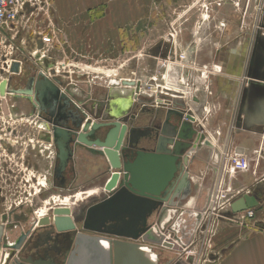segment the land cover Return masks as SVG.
I'll return each mask as SVG.
<instances>
[{
    "label": "water",
    "instance_id": "1",
    "mask_svg": "<svg viewBox=\"0 0 264 264\" xmlns=\"http://www.w3.org/2000/svg\"><path fill=\"white\" fill-rule=\"evenodd\" d=\"M21 70L30 73L25 84H20ZM55 73L53 70L54 76L49 78L42 69L30 67L26 59H15L11 62L10 73L0 82V94L9 95L15 103L19 99H26L41 107L51 108L54 119L50 125H43L45 130L39 132L38 140L57 147L59 175L76 160L80 149L92 154L95 165H103L99 176L110 175L103 186L102 199L86 208L81 223L70 205H55L52 217L40 219L39 225L49 226L50 240L54 238L55 243L59 237L67 238L69 233H73L70 237L72 248L67 252L63 264H96L97 261L99 264H139L134 263L139 257L138 250L134 249L143 250L144 247L121 238H141L144 242L174 249L171 244L156 239L149 232V216L156 210L163 215L169 208L177 207L205 211L214 191L218 168L207 164L200 152L210 148L212 152H218L217 157L220 156L215 144L194 126V115H185L187 107L184 98L160 94L170 101V106L147 112L148 121L157 117L162 119L160 128L140 127L130 119L125 122V119L95 121L88 118L84 123V118L81 115L75 117L68 106L75 100L83 104L91 94L83 99L78 98L80 94L84 96V88L68 82L69 72H62L58 76ZM75 75L79 79H88L86 74ZM123 84L135 88L133 95L137 102H147L138 97L140 81L123 80ZM83 113L84 116L88 115L86 110ZM140 116L133 114L132 119L138 120ZM204 193L202 204L193 200ZM258 204L252 192L245 193L232 203L228 215L234 216ZM257 225L264 228V222ZM5 228V224L1 223L0 259L4 248H10L13 253L17 250L20 253L8 264H58L51 251L60 254L62 249L51 246L44 257L33 260L31 256L24 255L27 235L8 245ZM102 234L114 239L99 236ZM161 252V249L156 252L159 255H153L152 251H148L149 254L145 252L150 256L147 264L174 262L172 258L162 257Z\"/></svg>",
    "mask_w": 264,
    "mask_h": 264
},
{
    "label": "crops",
    "instance_id": "2",
    "mask_svg": "<svg viewBox=\"0 0 264 264\" xmlns=\"http://www.w3.org/2000/svg\"><path fill=\"white\" fill-rule=\"evenodd\" d=\"M54 1L57 7L64 8L65 14H72L73 16H88V21H86V24L88 25L89 30H92V32H94L91 35L97 42L104 40L111 41L112 39H114V44L119 41L122 42L124 38H122V35H119L117 33L120 29L126 30V32H128L127 43L129 44V41H131L130 46L134 45L133 39L136 31H162L166 33L167 31L171 30L177 31L178 39L181 40V49L182 51L187 52V58L186 61H184L185 64L183 63V66H170V80L167 81V84L174 88L187 89L190 92L191 88L189 86L191 85L183 84V74L186 71L185 68L191 67L189 66V64H187V62L189 60H196L197 64H200L201 62L198 57L194 56L196 49V45L194 44V42H196V38L194 29L192 30L191 28L192 24H183L184 22L182 20V15L189 12V7L185 6V4H188L190 0H178L175 1L173 5H171L172 0H165V4H163V2H161L160 0L159 6H153L151 0L150 3L149 0ZM69 4L72 6L67 7ZM191 6H194V4ZM92 15H101L103 17H101L100 19H96L95 22H92ZM118 15H126V19L123 20L121 17L117 18ZM172 18H174L175 20L170 22ZM185 27L188 28L184 30ZM207 35L211 37V42H209L211 45L208 51V56L210 55L211 57L210 59H208V61H210L211 66L201 70L199 68V70L204 72V74L206 73V76L208 74V76L210 77L208 82L210 83L211 87L213 86L214 89L212 96H207L206 92H200V87L195 84V86H197L196 91L199 101V104L196 106L195 111L198 113L199 118L202 119L203 114L201 111L202 108L200 106L207 100L211 101L215 106L214 116L210 118L208 125V130L210 132V135H212L211 137L215 138V130L221 128L222 130H224V132H226L225 139H228L229 143L232 142V144L237 147L238 151L246 150L249 154L255 155L256 149H253V147L255 148L256 144L254 146L251 141L256 140V128L259 126L264 128V106H261L258 102L251 103L250 100L252 101V97L255 96V92L250 89L249 95L248 93H246V91L249 88L248 84L251 85L250 88H253L252 86L255 87L259 84L264 85V30H262L260 35H258L256 31H254L252 34V31L249 30L248 32L243 34L244 37L236 43L235 47L230 48L228 51H226V49H222L224 47H221L220 44L217 43L220 38L219 36H216L215 31L209 32ZM161 37L163 39L164 35L162 36V34H159L158 38ZM37 41L36 45H41L40 40ZM161 46L163 47V49L166 48V45L163 46L160 40L158 48H160ZM158 58L161 57L159 56ZM27 62L31 63L29 64L30 66H34L37 68V61H32L29 59L27 60ZM152 63L153 62L151 60V64ZM199 70L197 69V71ZM196 74L201 75L202 73L197 72ZM198 75H196V78L194 76H192V78L199 79L197 78ZM207 83L204 84L208 85ZM80 85L84 88V96L82 97V95L80 94L78 98L83 99L88 94H92V97L94 96V85L92 86L89 83H81ZM119 90V88L110 90L109 96L111 97L108 98L107 96L106 100L104 99L103 101H95V98L93 99L91 97L92 99H86L85 103L86 105H90L88 106L90 108L93 104H101L103 105V108H106L110 102V105H113V107L110 108L112 114L116 110V113L119 115L129 116L131 115V113L138 110L137 113H141V115H143V119L145 118V120L148 116L147 112L142 113L141 110L150 111L152 109H158L152 104V99H146L147 102L145 103V105H143V103H137L135 101V95H133L131 88L124 89L126 91L124 93L129 94V97L125 96L124 93L120 92ZM78 93L80 92H77V94ZM245 93L247 94L246 96ZM132 98L134 99V101ZM23 100L25 99H19L17 103L7 101L4 112L8 115V117H11V121L13 122L12 124H15V126H17V124L21 123L22 125H18L17 127H25L26 137L22 136L21 140L24 139L25 141L26 138V148H30L31 140L34 139L35 141H37L39 129L42 127V125L40 123L33 124L31 122L33 119L32 112H30L28 109L26 110L24 107H20ZM106 112H109V110ZM158 120L161 121L162 119L158 118ZM143 122L145 123L147 122V120ZM246 128H252L253 130L249 129V136H242L241 130L245 131L247 130ZM237 131L239 132L238 134H236ZM18 135L21 136L20 134ZM10 139L11 141H13L12 138ZM4 143L6 142H3V144ZM262 148L264 152V142ZM202 151L200 152V155L203 153ZM208 152L212 153V151ZM214 153L218 154L217 151H215ZM87 155H89L90 157L88 159L90 162L84 166L80 159L82 157H88ZM262 155L263 156L260 158L259 164L256 163L254 174L240 173L235 179V182L237 184H244L251 188L253 194L259 201V204L255 207V227L247 228V226L244 227L240 222L237 221L230 224L225 223L228 225H232V227H234V229L236 230V234L231 235L229 232L225 235L223 234V236L228 240V246L226 248H222L219 251H214L213 255L211 254L214 260L213 263L206 262L204 264H264V228L257 225L259 222H264V154ZM208 157V155L205 157L207 159L203 157V160H205L207 164L216 166L218 168L219 176L220 161L218 160V157L216 156L215 159L210 157L209 159ZM103 168H98L95 166V158L92 156V154H78L76 160L72 161L69 171L73 178L77 176V179H75L77 182L83 184L89 183L98 178V176L103 171ZM91 184L85 186L86 190L88 189L86 193L79 191L81 195L87 194L88 196L89 190L93 189L92 187L94 186H92ZM98 189L100 190L101 188ZM79 192L76 193L75 198L77 197V194ZM57 196H60L59 199L68 197L70 201H73L75 199L71 198L70 195L61 196L55 194H53L52 198L55 199ZM204 198L205 193L203 195L197 196L193 200L197 201L198 204H202ZM176 209L178 208H173V210ZM173 210L166 211L163 215H161L162 217L160 218V220L164 218H171V212H173ZM158 214L159 213L155 211V213L150 216L149 222L152 220L156 221L158 218ZM157 222L159 221L157 220ZM222 226H224V224ZM99 236L103 238L114 239V237L105 234ZM121 239L125 242L144 247L143 250H140L139 248L134 249L138 250L137 252L139 253L138 260H134V263L147 264V259L150 260V256H147L145 252L148 253V251H152L153 255H159L158 253H156L160 252L158 251L160 249H157V245L144 242L141 238L138 240H134L132 238ZM70 241L72 245L71 238ZM110 250L112 252V248ZM113 250L115 251V248H113ZM161 250L162 256L164 250ZM172 251L175 254L174 257L170 256L173 257L172 259H174V262L171 264H188L183 258L178 257V255H176L177 253L174 250ZM165 252L167 251L165 250ZM167 254L171 255V253L168 252ZM96 264H99V261H97Z\"/></svg>",
    "mask_w": 264,
    "mask_h": 264
},
{
    "label": "rangeland",
    "instance_id": "3",
    "mask_svg": "<svg viewBox=\"0 0 264 264\" xmlns=\"http://www.w3.org/2000/svg\"><path fill=\"white\" fill-rule=\"evenodd\" d=\"M165 0H161L163 4ZM170 1V0H169ZM178 0H172L171 5ZM153 6H159L160 0H151ZM258 2L259 0H190L188 4H185V6L189 7V12L182 15L183 24L191 23L192 30L194 29L195 33V41L194 44L196 45L194 56L198 57V59L201 60L200 64H196V66H191L185 68L186 71L183 74V84H190L192 85L193 82L200 87V92L206 91L205 87L206 85L204 83H207L209 80V76L206 73L200 71L201 69H206L211 66L210 61V55L208 56V51L210 48V39L207 34L209 32L215 31L216 36H219L218 44H220L221 47H224L222 49H226L228 51L230 48H234L236 43L239 42L244 36L246 32L249 30L252 31V34L254 31L257 32L258 35L264 30V13H259L258 9ZM150 3V0H149ZM194 6H191L193 5ZM207 5L208 10L206 11L207 7L205 8L204 5ZM72 5H68L67 7H71ZM167 6V4H166ZM184 6V7H185ZM187 8V7H186ZM206 16L209 17V21L213 24L223 20L226 22V27H216L214 25L213 28L208 30V28L199 27L203 23V18L205 19ZM88 16L86 15H72V14H65L64 8L57 7L55 5V1L52 0V9L50 16L48 14H41L37 19L31 20V22L27 25L25 30L20 28L19 33L6 31V30H0V62H2L3 59H6L8 54V58L10 57H18L20 58H29L32 61H37V68H41L43 71H50L51 68L55 70H59L60 72L63 71H73L74 74H83V73H89L88 76H90V80L92 81L95 92L93 99L95 101H103L106 100L107 96H109V91L114 88H119L120 92L124 93L126 92L124 89H121L119 85L114 83L118 79L124 78L126 76H130L134 78V75L137 76L138 79H142L144 82H146L148 85H146V89L150 88V85L153 84L152 76L154 74L153 69L156 68V64L158 59H161L159 62V65L162 67L164 63H167L166 60L169 59L168 53L170 49V42L169 39H165L162 37L158 38L159 34H162V36H168L170 31L162 32V31H136L134 39H133V46H130L131 41H129V44L127 43V37L128 32L126 30H119L117 33L119 35H122V42H117L114 44V39L110 40H104V41H95L91 34L92 30H89L88 25L86 24V21H88ZM101 15H92V22H95L96 19H100ZM121 17L123 20L126 19V15L124 16H117V18ZM175 18V16H174ZM172 18V21L175 19ZM52 19V20H50ZM207 20V19H206ZM205 20V21H206ZM27 18H22L21 23H26ZM180 22V18H179ZM207 22V21H206ZM51 27H53L56 30V41L54 43V46L51 49V53L48 54V56L43 57V62L40 59H37L33 55L34 48L36 47V43L33 39L34 31L36 29H43V30H49ZM125 28V24H124ZM188 28L185 27L184 30ZM166 33V34H165ZM159 39V40H157ZM161 40L163 46L166 45V48L163 49L161 46H159V41ZM221 42V43H219ZM161 44V43H160ZM229 46V47H227ZM222 51V50H221ZM211 52V51H210ZM158 53V54H157ZM212 54V53H211ZM161 58H158V57ZM48 58V59H47ZM152 60V64H151ZM28 64H31L30 62H27ZM47 63V64H46ZM46 64V65H45ZM190 66V65H189ZM200 68V70H199ZM197 69L199 71H197ZM197 72L202 73L201 75L196 74ZM29 73L25 72V77L29 76ZM55 75H58L56 72ZM199 79H195L196 78ZM47 77L50 78V74L47 73ZM192 76L195 78L193 79ZM84 79V78H83ZM25 81V78L23 80H20V84H23L22 82ZM152 82V83H151ZM204 82V83H203ZM84 83H86V80L84 79ZM209 88L211 89V93L209 96H212L213 93V86H210V83H207ZM209 89V91H210ZM125 96L129 97L130 95L127 93H124ZM111 100V99H110ZM93 102V101H92ZM91 102V103H92ZM21 105L27 110L30 109L32 106L30 102H28L26 99L21 102ZM73 107L78 109L79 107L76 106L75 103L71 104ZM95 105V104H93ZM90 106V105H87ZM113 107V105H110V102L106 108H104L103 115L106 111L109 110L108 116L104 115L103 119L107 118V120H116V119H125V122L129 121V116L127 115H119L116 113V110L113 114L111 113L110 108ZM138 111V110H137ZM137 111L133 112L137 114ZM31 112V111H30ZM84 111L81 110L82 117L84 116ZM110 113V114H109ZM132 114V113H131ZM214 116V114H213ZM14 121V120H13ZM162 121V120H161ZM10 122L13 123L10 119ZM22 125L21 123L17 124ZM11 128L15 126L9 125ZM8 126V127H9ZM16 126V127H17ZM14 127V132L11 131L6 138H12L13 143L9 142L8 140L6 143L3 144L4 147L10 148L9 150H6L4 152H0V154H12L13 150H21L23 154H29V150L31 154H35L34 150L31 148H26V138L24 139L16 138L19 143H16L15 140V134H20L21 137H26V131L25 127L16 128ZM247 130L242 131V136H249L250 130H253L252 128H246ZM250 129V130H249ZM240 132V133H241ZM239 132L237 131L236 134ZM13 134L12 136H10ZM225 133L223 132V136ZM256 140L251 141L252 144L256 147L253 149H256L258 152L261 151L263 142H264V128L263 127H257L256 128ZM10 136V137H9ZM22 144V145H21ZM232 144V142H231ZM2 147V146H1ZM54 149V147H52ZM252 149V150H253ZM50 150H52L50 148ZM54 154H57V151H52ZM253 152V151H251ZM18 153V151H17ZM206 155H208L210 158L215 159L217 154L214 152H208L206 150ZM39 154V153H37ZM259 153H255V155H252L254 159L251 162V169L248 172H244L245 174H254L256 169V163L258 159ZM208 157V158H209ZM209 158V159H210ZM58 164V161L56 160V166ZM98 168H103L102 165H99ZM69 175V176H68ZM57 176V175H56ZM110 175L106 174L101 176L102 179V185H94L91 184L93 181L89 183H79L75 179H77V176L75 178L72 177L71 173L68 174L65 173L66 183L63 185V187L54 181V194L55 195H61L66 196L70 195L71 198H75V195L77 192L82 191L83 193H86L87 190L85 186H88L91 184L92 188H99L101 189L97 192V194L94 195H88L83 194L81 196V199H74L73 201H70L68 197L60 198V196H57L55 199H48L40 205L38 208V212L36 213L38 216L43 214H47L50 210V202L53 200V205L62 204L65 199H68L67 203H71L70 206L73 208V211L81 223L84 212L89 205H91L94 202H97L98 200L102 199V194H104V183L108 179ZM100 178V177H99ZM98 178V179H99ZM57 179V178H56ZM96 180V179H95ZM42 182V181H41ZM60 187V189L58 188ZM62 191L64 192H61ZM90 189V188H89ZM75 194V195H74ZM1 198V196H0ZM61 200H63L61 202ZM1 202V201H0ZM2 203V202H1ZM10 207V206H7ZM6 208L5 205L0 204V211L4 210ZM158 214L157 220L162 217L159 210H156ZM155 211L152 213L154 214ZM172 214V222H175L179 216L180 212H171ZM151 214V215H152ZM150 215V216H151ZM149 216V218H150ZM155 220V219H154ZM156 221H150L149 226L150 228L157 222ZM166 219L165 221H167ZM149 221V220H148ZM17 224H12L10 226V230L7 231V240L6 243L8 245L14 244L18 238H19V229L16 227ZM221 226L217 231L216 235L213 237L212 241V251H219L222 248H226L228 246V240L226 237L223 236V234H227L228 232L231 235L236 234V230L232 225L224 224L222 226V222L220 223ZM39 235V232L37 233ZM73 235V233H69V236L67 238L60 237V244L62 252L58 254V252H55L54 250L51 251L52 256L55 258V262L58 264H63L64 259L66 257L67 252L71 248V241L70 237ZM50 241H55L53 239H49L47 242L39 241V243L34 242L31 243V245L26 246L25 248V256H31L33 259H38L41 257H44L45 251H47L52 244L50 245ZM232 242V241H231ZM53 248V247H52ZM56 249V248H54ZM157 249H162V247L158 246ZM165 250L168 253H171V255L167 254ZM160 251V250H158ZM28 252V253H26ZM20 251H16L13 253V251L10 248L5 249L6 259L5 264L11 263L15 257L18 256ZM166 253V254H164ZM164 253H162L163 257L173 258L174 252L170 249H164ZM173 256V257H170Z\"/></svg>",
    "mask_w": 264,
    "mask_h": 264
},
{
    "label": "built area",
    "instance_id": "4",
    "mask_svg": "<svg viewBox=\"0 0 264 264\" xmlns=\"http://www.w3.org/2000/svg\"><path fill=\"white\" fill-rule=\"evenodd\" d=\"M259 13H264V0H259L258 2ZM205 8L207 5H204ZM52 9V0H0V30H8L11 32L19 33L20 28L25 30L27 25L33 19H37L41 14H48L50 16ZM208 10V7L206 11ZM22 18H27L26 23H21ZM207 19V20H206ZM52 20V19H50ZM207 22H206V21ZM222 28L226 27V22L221 20L215 24L209 21V17L203 18V23L199 27L208 28L210 30L213 26ZM180 32V30H179ZM33 35L35 43L37 40H40L41 45H36L33 51L34 57L42 60L43 57L46 58L51 49L54 46L56 41V30L51 27L49 30L36 29ZM169 39L170 49L168 56L169 59L166 60L167 63H164L161 67L159 62L161 59H158L159 62L155 65L156 68L153 69L154 74L152 76L153 84L150 85L149 89H146V82L142 79H138L134 75V79L142 81V94L141 96L155 97L156 99L152 104L154 106H170V101L167 98L162 97V95H170L176 97H182L186 100L188 108L186 109V114L191 113L194 115L195 122L194 124L198 127L199 131L206 134V136L215 144L216 148L220 151V172L217 178V182L211 196V200L208 208L205 211H198L195 209H182L178 208L173 210V213L180 212L179 218L172 222V217L167 221L165 219L156 222L150 229L149 232L155 233L158 239L162 240L165 243L171 244L174 249H170L163 245L165 249L174 250L178 257L183 258L188 264H204L206 262L213 263L214 251H212V241L213 237L216 235V231L221 227L219 226L222 222V225L225 223H233L235 221L240 222L242 226L247 228L255 227L256 212L255 209H246L241 211L234 216H229L228 213L231 211L232 203L237 200L239 197L243 196L245 193L251 191V189L244 184H237L235 179L238 174L248 172L251 169V162L254 159L251 154L247 152L240 153L237 151V147L229 143L228 139H225L223 136V131L221 128H218L215 131V138L211 137L208 130L209 120L213 116L215 111V106L209 100L204 102L200 107L202 108L203 118L200 119L196 109V100L197 95V86L195 83L191 86L190 92L187 89L174 88L167 84V81L170 80L169 70L172 65L183 66L184 61L187 58V52L182 51L181 49V40L178 39V32L171 30L169 35L164 37ZM37 41V42H36ZM172 55V57H171ZM3 59L0 62V82L6 77L7 73H10V64L17 57ZM190 66H196V60H189L187 62ZM52 70L44 73L47 75L50 74V77H53ZM58 75L62 74L59 70H55ZM69 73H74L73 71H66ZM89 75V73H83ZM124 78H132L126 76ZM124 78H121L124 80ZM152 83V82H151ZM206 85V94L209 96L211 89ZM155 87H160V91L154 90ZM210 89V91H209ZM175 92V93H173ZM9 95L2 96L0 94V146H3V142L7 140L11 143L8 136L7 128L10 125L11 117L4 112V106L8 101ZM145 105V104H143ZM91 118L87 116L86 120ZM12 136V134L10 135ZM9 136V137H10ZM16 138H20L18 134L15 135L16 143H19ZM34 139L32 140V142ZM14 144V143H13ZM260 151L257 159V163L260 161ZM258 166V165H257ZM256 167V166H255ZM156 230L153 232L154 226ZM6 254L5 250L2 253L0 264H5Z\"/></svg>",
    "mask_w": 264,
    "mask_h": 264
},
{
    "label": "flooded vegetation",
    "instance_id": "5",
    "mask_svg": "<svg viewBox=\"0 0 264 264\" xmlns=\"http://www.w3.org/2000/svg\"><path fill=\"white\" fill-rule=\"evenodd\" d=\"M248 86L249 88L248 90L246 89V93L249 94L250 89L255 92V96L252 97V101L249 99L250 102H258L261 106H264V85L259 84L255 87L252 86L253 88H250L251 85L249 84ZM246 93L245 96L247 95ZM31 105L32 106L30 107V109H28L32 112L33 115V119L31 122L33 124L42 123V125H50L51 120L54 119L52 116L53 113H51V108H48L47 106L41 107L39 105H36L35 103H31ZM99 105H92L91 108L87 105L85 106L91 113L93 111H96L97 114L103 115V105ZM20 107L23 106L20 105ZM84 109V107L76 109L72 105L68 106V110H70L71 113L77 118L82 115L81 110ZM141 112L144 113L148 111L141 110ZM133 114L136 115L135 113H132L129 117L130 120L135 125H138L140 127L155 129L160 128L162 125V122L158 120L159 117L155 118L152 121H148L146 119L147 122L144 123L143 121L146 120L141 118L143 115L140 116L138 120L134 121L132 119ZM104 115L108 116V112H106ZM139 115H141V113H139ZM10 125L13 126L11 122ZM14 127L16 126H13V128H11L10 126H6L7 133H11V131L14 132ZM16 128L18 129V127ZM10 133H8V135ZM43 145L44 144H42L41 146L37 144L33 145L31 143L30 148L36 152L35 154H31L30 150L28 151L29 154H23L22 149L17 150L18 153L17 151L13 150L12 154H0V201L2 202H0V204L6 206L4 210L0 211V224H5L6 234L7 231L10 230V226L12 224H17L16 227L19 229L20 233L19 238L23 235H27V238L24 242V245L26 246L28 245V243L29 245H31L33 241L37 243H39V241H42L44 243L50 239L49 226H40L39 221L41 218L36 213L38 212V208L40 207V205H42L47 200V198L49 200L52 199L55 186L54 181L56 180V182L58 184L60 183L62 187L66 183L65 173L69 171L71 166L70 164L66 171L62 175H59L57 171L58 164L56 166V160L58 161V157L57 154H54V152H52L57 151L58 153L57 147L53 145L54 149L51 148L52 150H50V147ZM9 149L10 148L0 146V152H4ZM101 176H98V178H100H96V180H94L92 184L102 185ZM58 188L60 189L59 186ZM61 192L64 191H62L61 189ZM54 206L55 205H53V200H51L49 209L50 211L47 214H44L45 216L42 215V218L52 217ZM38 232L39 235H37ZM52 242L54 244H52ZM51 244L52 247L56 249H61L62 247L60 244V237L57 243H55V241H50V245Z\"/></svg>",
    "mask_w": 264,
    "mask_h": 264
},
{
    "label": "bare ground",
    "instance_id": "6",
    "mask_svg": "<svg viewBox=\"0 0 264 264\" xmlns=\"http://www.w3.org/2000/svg\"><path fill=\"white\" fill-rule=\"evenodd\" d=\"M20 60L21 61H23L24 59L23 58H20ZM31 67V66H30ZM24 70H21V80H23V78H25V81L24 82H22L23 84H25L26 83V81H27V79H28V76L27 77H25V72H23ZM23 74V75H22ZM76 74V73H75ZM74 73H69V77H70V81H75V82H77V83H84V79L83 78H81V79H79L76 75H75ZM124 79H126V80H128L127 78H124ZM123 80V79H122ZM115 84L117 83L118 85H119V87H121L122 89H130L131 87L130 86H126V85H124L123 84V82L122 81H120V79H118L117 81H115L114 82ZM91 84H92V86H93V83L91 82ZM79 85V84H78ZM141 88H142V81H141V86H140V93L139 94H142V91H141ZM154 90H158V92L160 91V87H155L154 88ZM93 98V97H92ZM91 98V99H92ZM142 98H144V99H152L153 101L152 102H154V100L156 99L155 97H149V96H142ZM75 100V99H74ZM76 101V100H75ZM34 102V101H33ZM77 102V101H76ZM185 102H186V100H185ZM75 103V102H74ZM36 104V103H35ZM76 104H79V105H83V104H81V103H79V102H77ZM37 105V104H36ZM162 107H164V106H162ZM186 107H187V102H186ZM179 109L180 110H183L181 107H179ZM93 113V114H92ZM91 113V115H93L94 117H98V118H101L103 115L102 114H97V112L96 111H93ZM184 113H185V115H186V112L184 111ZM186 119V118H185ZM95 121H100V120H95ZM195 126V125H194ZM44 127V126H43ZM43 130H45V127L43 128ZM50 145H51V143H50ZM206 150H208V151H212L213 149H203V153L201 154L202 155V157H206L207 155H206ZM78 153H79V155L80 154H91V153H89L88 151H86V150H84V149H80L79 151H78ZM88 157H82L80 160H81V162H82V164H84V166L87 164V163H89L90 161L88 160L90 157H89V155H87ZM91 156V155H90ZM260 156L262 157L263 155L262 154H260ZM205 159H207V158H205ZM88 160V161H87ZM96 167H98L97 165H95ZM216 185V184H215ZM99 188H101V187H99ZM104 189V188H103ZM99 191V189H97V188H93V189H90L89 190V192H88V195H94V194H97V192ZM75 195V194H74ZM81 193L79 192L78 194H77V197H76V199L78 200V199H80L81 198ZM60 200V199H59ZM63 200H61V202H62ZM67 201H68V199H65V201H63V203L62 204H58V205H70V203L68 202L67 203ZM168 210H173V208H169ZM42 215H44L43 213H41V215H40V218H42L43 216ZM45 216V215H44ZM165 219V218H164ZM166 220V219H165ZM157 227V225H155L154 226V228H153V232L156 230L155 228ZM151 234L154 236V237H156V239H158L157 238V236L155 235V233H152V231H151ZM72 248V247H71Z\"/></svg>",
    "mask_w": 264,
    "mask_h": 264
}]
</instances>
